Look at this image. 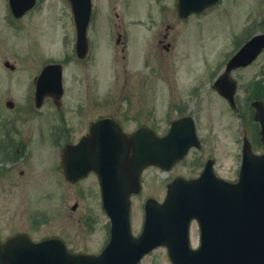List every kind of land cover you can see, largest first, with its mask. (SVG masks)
<instances>
[{
  "label": "rangeland",
  "instance_id": "rangeland-1",
  "mask_svg": "<svg viewBox=\"0 0 264 264\" xmlns=\"http://www.w3.org/2000/svg\"><path fill=\"white\" fill-rule=\"evenodd\" d=\"M151 1L93 0L94 18L89 33L92 48L88 52L91 57L78 63L73 49L75 28L65 0H40V10L21 20L20 30L5 25L12 22L8 21L7 1L0 0V103L10 99L18 108H24L27 86L46 60L69 61L63 67L66 80L60 113L75 130L61 141H46L30 130L33 113L23 116L14 141L17 146L25 145L27 133L29 143L24 150L30 154L21 156L20 163L0 160L2 237L16 232H27L34 240L57 237L72 251L89 254L99 253L107 242L110 224L101 209L93 176L75 186L59 179L55 171L62 141L74 142L84 132L74 113L79 102L85 106L84 123L97 115L112 116L121 120L127 132L151 123L156 131L164 133L170 120L177 116L171 107L194 119L201 148L191 150L187 158L171 170L150 168L143 173L142 191L131 199V230L135 236L141 232L145 200L162 201L167 184L175 177L198 174L203 163L211 158L219 177L236 181L243 138H248L254 153L262 152L258 144L259 127L249 107L251 102L264 99V52L250 66L232 74L238 81L237 112L216 93L212 84L228 57L251 36L264 33V0H221L205 8L203 13L179 22L169 52L158 42L165 28L173 22L157 18L153 8H157L156 12L174 9L176 0H158L160 4L155 5L158 7ZM155 19L157 25L151 32L143 31L142 24L148 25ZM118 24L128 32L127 37L124 34L122 38L124 47L115 45ZM5 60L15 65L14 72L3 68ZM253 80L257 82L250 90L252 99L249 97L245 103L243 87ZM96 84L100 86L99 92L91 94ZM82 87L85 91L79 97ZM86 94L88 98L80 99ZM92 95L99 99H93ZM95 102H100V109L94 107ZM149 108L156 111H148ZM1 109L5 111L3 106ZM45 110L34 118V129L37 126L43 129L52 120V124L61 125L57 112ZM7 112L0 119L6 121L13 115ZM148 112L154 113L152 119L147 116ZM48 159L52 161L51 172H44V161ZM25 168L24 175H20L19 169L24 171ZM78 187L83 189L81 195ZM197 235L194 224L193 245L198 241ZM140 264L171 263L161 247L144 257Z\"/></svg>",
  "mask_w": 264,
  "mask_h": 264
},
{
  "label": "water",
  "instance_id": "water-1",
  "mask_svg": "<svg viewBox=\"0 0 264 264\" xmlns=\"http://www.w3.org/2000/svg\"><path fill=\"white\" fill-rule=\"evenodd\" d=\"M68 1L76 25V50L83 57L87 51L90 0ZM216 1L179 0L177 8L179 14L185 17L192 11L204 10ZM18 2H26L22 8L25 11L32 6L33 0H10L13 10L19 9ZM263 49L264 35L255 36L229 61L221 77L228 79L231 70L248 65ZM59 79L60 75L57 81ZM232 93L227 94L231 104ZM253 106L256 109L255 120L261 124L260 135L264 145V105L255 102ZM101 124H105L104 121ZM114 126L121 142L101 139L100 145L89 143L86 149L81 143L74 148H66L63 153L66 158L73 151L76 160L78 156L82 158L80 152L87 150L116 152L117 170L112 167L111 172L100 177L103 208L111 220L110 239L102 252L97 256L71 255L57 239L30 244L27 237L16 236L0 245V264H138L144 255L158 246L166 247L172 264H264V154L252 155L245 144L237 184L215 180L210 164L200 179L175 180L168 186L167 197L162 204L153 200L146 202L144 227L139 237L134 238L129 226V196L139 191L140 171L151 164L169 169L182 158L188 146L177 140L176 137L181 136L177 124L172 126L167 139L159 140H163L159 145L162 150L159 154L153 150L157 139L143 141L142 131L127 139L116 122ZM175 144L179 148L174 152ZM130 149L134 151L132 156L128 154ZM137 153H142L141 160H135ZM93 160L94 155L90 169H94ZM135 161H140V165L137 166ZM88 169L78 176L85 175ZM65 171H69L67 166ZM193 220L200 229L197 249H192L189 241V227Z\"/></svg>",
  "mask_w": 264,
  "mask_h": 264
},
{
  "label": "flooded vegetation",
  "instance_id": "flooded-vegetation-1",
  "mask_svg": "<svg viewBox=\"0 0 264 264\" xmlns=\"http://www.w3.org/2000/svg\"><path fill=\"white\" fill-rule=\"evenodd\" d=\"M145 2H147V1L145 0ZM151 3L153 4V6L160 4V2H158V0H152ZM155 7H158V6H155ZM153 10H154V14H157L156 15L157 18H159L161 20L167 19V20H170V21L173 22V23H169L171 25H168L165 28V32L163 34H161L162 39L158 42L159 44H161L162 49L164 51L169 52V50L172 48L171 40H174V37L177 35L176 31H177V28H178L179 22H180L178 17H177V15H176L177 13L175 12V10L173 8L167 9V11H165V12H163L161 10L159 12H156L157 8H153ZM28 14L26 13L23 17H21L19 19H15L14 18L15 19L14 22L15 23L16 22L19 23ZM162 22L160 23V26L162 25ZM175 22L177 23L176 26H175ZM155 25H157L156 19H155V22H151L148 25L142 24V26L145 27V29L143 28V31L146 30L148 33H150L152 27L155 26ZM117 26H118V29L115 30L116 31V35H117L116 38H117V42H118L117 45H122L124 47L125 46V42H124V40H122V38H123L124 34H125L124 37H127L128 32L126 33V29H124V28L122 30V27H121L120 24H118ZM134 34L138 36L137 33H134ZM14 69H15L14 67H11V69L9 68V72H11V73L14 72ZM87 98H88V96H87ZM51 101L50 100H46L42 104V107L52 106L53 102H51ZM2 102L0 103V117H1L2 114L5 115V112H7V111H9L11 113L13 112L12 113L13 115L8 116L6 121L0 119V160L3 159L4 161H6L8 163H20V161H21L20 158H22L21 156L30 154V151L24 150V148H26L28 146L29 139H28V135L26 133L25 134L26 138H24L25 145H21L20 144V145L17 146L15 141H14V136H16V134L18 133L17 127H18V124L23 120V116H25L27 114V112L31 113L32 109L18 108L16 106V104H13L12 102H10L12 105L7 104V102H3V103ZM31 105H33V104H31ZM95 105L98 106L97 102H95L94 106ZM1 106H3L5 108L4 112L1 109ZM29 107H30V105H29ZM9 112H7V113H9ZM74 113H75V116L78 119H80V125L82 124L80 127L84 130V132L82 134H80V136L74 142H72V141H65V142L62 141L63 146L65 144H74V143L78 142L85 135H88L90 125L93 122H95L97 119H99V117H100V116L97 115V116H95L94 119H91L87 123H84V121H85V119H84L85 106H84L83 103H81L79 105V109H78L77 112H75V110H74ZM31 115H34V117L31 120L30 130L32 132H34V133H37L39 139L45 138L46 141L49 139V140H52V142H56L57 140L61 141L63 137H67L70 133H73L75 131V130H72L74 126H72V125L68 126L67 125V121L68 120H63L64 118H60L59 119V122L61 123V125H59V126L52 124V122H53V120H52L50 123L44 125L43 129H40L38 126L34 129L32 127V124L35 123L33 120L38 115L37 114H31ZM33 163L34 162H32L31 164H33ZM44 163L46 164V166L43 169L44 172H51L52 161L50 159H48V160L44 161ZM60 164H61V150L59 152V155L57 157V162H56V166L59 165V176H58V178L63 180V181H65V183H67L69 185L79 186L82 183V180H79L76 183L71 184V183H69L68 181H66L63 178V176L60 173ZM36 165L34 167H32V168L36 169ZM26 170H27L26 168L24 169V171L19 169V174L20 175H24ZM91 175L94 176V174L90 173L89 176H91ZM78 190L81 192V190H83V189L78 187ZM4 239L5 238L2 237L1 232H0V242L2 243L4 241Z\"/></svg>",
  "mask_w": 264,
  "mask_h": 264
},
{
  "label": "trees",
  "instance_id": "trees-1",
  "mask_svg": "<svg viewBox=\"0 0 264 264\" xmlns=\"http://www.w3.org/2000/svg\"><path fill=\"white\" fill-rule=\"evenodd\" d=\"M263 94H264V91H263Z\"/></svg>",
  "mask_w": 264,
  "mask_h": 264
}]
</instances>
